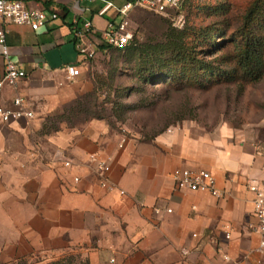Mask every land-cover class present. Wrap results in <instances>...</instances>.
<instances>
[{"label":"crops","instance_id":"obj_1","mask_svg":"<svg viewBox=\"0 0 264 264\" xmlns=\"http://www.w3.org/2000/svg\"><path fill=\"white\" fill-rule=\"evenodd\" d=\"M103 1L120 8L127 0H24L57 15L37 31L0 18L11 58L27 73L4 87L0 106L20 97L34 113L0 125V264L62 255L89 264H264V253H254L261 236L248 189L264 181V125L185 124L150 141L102 121L43 133L46 119L83 92L81 75L69 79L66 67L85 69L77 28L91 21L101 33L116 19L115 9L99 14ZM100 162L113 189L101 185ZM180 169L211 172L223 196L178 189Z\"/></svg>","mask_w":264,"mask_h":264},{"label":"rangeland","instance_id":"obj_2","mask_svg":"<svg viewBox=\"0 0 264 264\" xmlns=\"http://www.w3.org/2000/svg\"><path fill=\"white\" fill-rule=\"evenodd\" d=\"M220 1L187 0L188 24L192 27L211 25L213 34L223 30L220 35L231 40L238 35L246 11L254 0H230L231 9L226 16L207 17L206 9L216 7ZM170 22L154 13L137 11L133 14L131 29L137 40L155 42L162 39ZM96 44L97 41L93 43L95 49ZM127 59L125 50L100 52L96 49L95 57L81 73L83 92L79 95L96 93L100 110H107L103 114L107 119L105 123L127 138L149 139L185 124L206 130L226 125L236 130H254L264 125V79L244 88L226 83L200 88L176 83L151 86L139 81L135 75L136 62ZM87 119L90 118L80 115L61 124L55 116L46 121L52 131L62 126H80ZM65 257L68 255L39 256L27 263L51 264ZM75 264L81 263L76 260Z\"/></svg>","mask_w":264,"mask_h":264},{"label":"trees","instance_id":"obj_3","mask_svg":"<svg viewBox=\"0 0 264 264\" xmlns=\"http://www.w3.org/2000/svg\"><path fill=\"white\" fill-rule=\"evenodd\" d=\"M220 2L216 7L206 9L207 17L226 16L229 13L230 0H221ZM186 6L187 0H183L181 12L186 17L184 28H175L170 22L162 39L158 41L141 42L134 36L129 45L124 48H115L100 40L96 44V49L100 52H107L111 49L125 50L127 61L136 62V77L140 82L151 86L176 83L185 87L200 88L206 85L209 87L226 83L244 88L264 79V0H254L250 4L243 18L242 28L236 38L233 37L234 39L231 40L220 35L224 33L223 30L213 34L211 25L207 27L190 26L187 20ZM137 11L144 10L135 9L130 14L131 26L133 14ZM97 37L100 39L99 34ZM220 38L222 40L218 41ZM218 53L220 54L218 57L209 59ZM92 59L84 60L85 67ZM95 95L96 93L78 96L69 105L48 118L56 116L62 124V122L82 115L90 118L85 123L90 121L107 122L106 116L103 115L107 113V110L105 108L100 110ZM124 108H126L125 105ZM107 124L110 127L109 123ZM59 130L61 128L50 131L47 121L43 127V133L47 134ZM166 131L164 130L149 139H138L150 141ZM29 259L31 258H24L12 264H28L27 260ZM76 260H79L81 264H89L86 259L74 255H68V257L51 264H75Z\"/></svg>","mask_w":264,"mask_h":264},{"label":"built area","instance_id":"obj_4","mask_svg":"<svg viewBox=\"0 0 264 264\" xmlns=\"http://www.w3.org/2000/svg\"><path fill=\"white\" fill-rule=\"evenodd\" d=\"M90 2L92 0H85ZM104 7L100 15L107 14L111 9H115L119 21L110 20L107 28L101 33L94 30L91 21H85L82 27L75 31V40L77 50L85 59H92L96 55V49L89 42L90 36L100 35V40L115 48H124L129 45L134 37L131 29L130 14L135 9H141L167 18L171 21L173 27L183 29L186 24V17L181 12L183 0H127L126 3L117 8L113 3L103 1ZM0 18L6 23H12L19 26H28L37 31L44 27L50 20L57 19V15H48L43 10L28 9L24 0H0ZM0 56L4 60V73L0 77V94L5 86L16 87L18 83L27 77V73L18 64H16L10 53L7 44V33L0 29ZM66 71L69 79H74L81 75L82 69L74 66H67ZM34 113L24 108V100L20 97L13 102V107L0 106V125L10 124L20 119H32ZM70 165V163H66ZM99 172L101 185L104 188L113 189L108 178L110 167L107 162H100ZM176 187L180 190L194 193H209L216 198H221L223 193L217 188L216 179L213 174L205 170L180 169L174 175ZM250 192L254 194V213L257 218V232L261 236L259 247L254 253H264V181L251 182L248 185ZM120 194L125 195L121 190ZM172 210L168 209L170 213ZM229 238L230 235L227 234Z\"/></svg>","mask_w":264,"mask_h":264}]
</instances>
